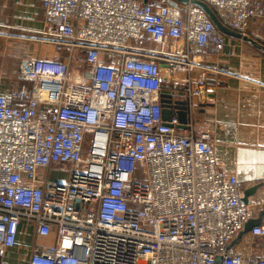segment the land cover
<instances>
[{
  "label": "built area",
  "instance_id": "2783aa9c",
  "mask_svg": "<svg viewBox=\"0 0 264 264\" xmlns=\"http://www.w3.org/2000/svg\"><path fill=\"white\" fill-rule=\"evenodd\" d=\"M190 1L43 0L36 40L54 54L22 59L0 93V264L28 223L54 240L23 264H264L231 244L252 204L196 122L225 36ZM199 1L245 35L264 16V0Z\"/></svg>",
  "mask_w": 264,
  "mask_h": 264
},
{
  "label": "crops",
  "instance_id": "0c3cea01",
  "mask_svg": "<svg viewBox=\"0 0 264 264\" xmlns=\"http://www.w3.org/2000/svg\"><path fill=\"white\" fill-rule=\"evenodd\" d=\"M42 5L43 0H0V55L13 57L7 63L0 56V64L4 63L0 73L5 71L0 74V93L20 84L6 74L14 67L11 65L25 58H51L54 54L51 47L36 40L43 28ZM246 34L261 47L225 36L224 49L207 59L208 65L218 71L208 74L195 117L197 125L214 138L218 165L236 176L242 192L258 186L248 197L252 206L247 222L258 220L256 226L264 216V16L252 19ZM250 230L236 235L234 248L241 255L264 256V236L252 235ZM35 239L34 226L28 223L26 230L20 229L17 245L2 260L23 264L20 259L26 258ZM53 240L52 234L36 239L43 245Z\"/></svg>",
  "mask_w": 264,
  "mask_h": 264
},
{
  "label": "water",
  "instance_id": "95a60500",
  "mask_svg": "<svg viewBox=\"0 0 264 264\" xmlns=\"http://www.w3.org/2000/svg\"><path fill=\"white\" fill-rule=\"evenodd\" d=\"M147 0H143V3H146ZM168 2L173 5V6H177L178 3H187L188 0H168ZM192 4H195L197 6H199L200 8H202L207 15L209 16L210 20L213 22V24L216 26V28L224 35L227 37H233L236 39H240L249 43H253L255 45H257L258 47H261L260 44H258L254 39L250 38L249 36L242 34L240 32H237L235 30H232L230 28L225 27L217 18V16L215 15V13L213 12V10L204 2L199 1V0H191L190 1ZM163 66V65H162ZM161 104H162V117L164 120H169L171 111L169 109V104H170V95L167 93H162V99H161ZM177 107L180 108L179 111L177 112V117L178 120L180 122V128H184V124L186 123V112H185V102L184 101H177L176 102ZM258 186H253L250 188H247L243 191V196H242V201L247 203L248 202V197L251 196L252 194L255 193V191L257 190ZM262 214H264V209L262 211ZM257 221H250L247 222L244 225V228L241 232L238 233V236L241 233H244L246 231H248L249 229H251L252 227H254L253 225L257 224ZM232 245L234 244V242L231 243ZM215 264H221V257H217L215 260Z\"/></svg>",
  "mask_w": 264,
  "mask_h": 264
},
{
  "label": "rangeland",
  "instance_id": "374dc122",
  "mask_svg": "<svg viewBox=\"0 0 264 264\" xmlns=\"http://www.w3.org/2000/svg\"><path fill=\"white\" fill-rule=\"evenodd\" d=\"M19 53H21V51L19 50ZM16 52H15V56H16ZM9 54H7L6 53V55L5 56H1V61L2 62H7V60H8V62H10L11 63V61H12V59H13V57L11 56V57H9L8 56ZM7 62V63H8ZM2 64H4V63H2ZM2 64H0V67H1V65ZM4 67H5V65H3ZM12 66H14L13 68H12V70L11 71H9V73H6V74H8V76L9 77H17V72H18V66H19V63H18V65H15V64H13V65H11V67ZM75 68H76V70H77V72H78V70L80 71V72H82L83 71V65H82V61H81V58H79V59H77L76 61H75ZM5 73V71H3V73L2 74H4ZM1 74V73H0ZM1 74V75H2ZM0 75V76H1ZM87 82V81H86ZM67 174H68V170L67 169H65V168H63L62 170H61V172L60 171H56V172H53L52 173V176H50V179L51 180H58V181H65L66 180V178H67ZM28 254L29 253H26L25 255H26V258L28 257Z\"/></svg>",
  "mask_w": 264,
  "mask_h": 264
}]
</instances>
